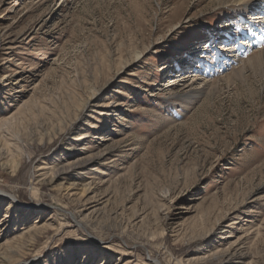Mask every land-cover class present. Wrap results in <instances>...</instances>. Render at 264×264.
Masks as SVG:
<instances>
[{
	"label": "rangeland",
	"instance_id": "374dc122",
	"mask_svg": "<svg viewBox=\"0 0 264 264\" xmlns=\"http://www.w3.org/2000/svg\"><path fill=\"white\" fill-rule=\"evenodd\" d=\"M67 1L0 0V264H264V66L229 78L261 9Z\"/></svg>",
	"mask_w": 264,
	"mask_h": 264
},
{
	"label": "bare ground",
	"instance_id": "6f19581e",
	"mask_svg": "<svg viewBox=\"0 0 264 264\" xmlns=\"http://www.w3.org/2000/svg\"><path fill=\"white\" fill-rule=\"evenodd\" d=\"M226 1H231V3L233 4L234 8H236L235 11H236L237 15H239L242 18L243 17L245 18L247 15L251 16V14L253 12H258L259 9H261L259 11V13H257V14L254 13L253 17L250 18L252 21L250 22V26H249V24H247V28L239 26V23H236L235 26H236V30L238 32H234V35L237 36V34H238V35H242V36H244L246 38L249 37V38L252 39V41L253 40L255 41V44L260 45V46H264V0H226ZM65 2H68V1L64 0V3ZM257 26H259L260 28L258 29ZM257 29L260 30L259 35L255 34V32H257L256 31ZM238 40H240V39H238ZM240 41H242V40H240ZM247 43L248 42H246L245 39H244L242 42L239 43V49L240 50L244 49ZM223 49L226 50V52L230 51V53L233 52V50H234L233 47H231V48L227 47L226 48V46ZM234 53H236V52H234ZM140 55L141 54L136 55L134 59H138L140 57ZM239 55H240V53H239ZM239 55L234 54V58H235V60H234L235 63L234 64L240 62L241 59H239L240 58ZM263 66H264V47H262L261 50L259 52H256L253 56H250L246 61H242V66L241 67L234 68L232 73L229 75V78L236 79V78L243 77L244 73H245V70L247 68L255 69L257 67H263ZM258 69L260 70V68H258ZM195 75L196 74H192V76H191V78L193 79L192 82L187 83L185 86H183L184 88L182 89V93H180V96H181L180 98H184L185 103H188V105H192L193 102L196 101L197 97L199 98V97L204 96L213 87V84H211L209 82L208 83L207 82L206 83L203 82L202 86L199 85V87H193V85H195V82L196 83L198 82V80H195L196 77H197V75L196 76ZM199 76L200 75H198V77ZM91 92H92L91 93V97H94L96 95V93L98 92V90L96 88H92ZM89 100H91V98H89ZM77 109H78V111H80L81 107H79ZM60 123H62V120L60 121ZM63 129H64V125L60 124V131H62ZM46 131L43 134V137H47L48 136L46 134ZM8 152L9 153H7L8 154L7 156H5V159H4L5 162L3 164H1V159H0V167L7 168L8 165H9L8 163H10L9 158H15V156H13L11 151H8ZM95 155H98V154H95ZM10 166H11L12 171H16L17 167L14 168L13 164H10ZM57 179H58L57 174H54V175L50 176L46 169L36 170V169L32 168V174H31V183H32V185L35 182H37V183H41L42 182V183L50 185L52 187L54 184H56ZM32 190H34L36 192L38 191V190H36L34 188H32ZM0 193H2V196L5 197L6 194H4L3 191L0 190ZM6 196H8L7 199L11 202L12 198L9 195H6ZM76 209H77L76 211H68V213H69V215H71L72 218H75L77 220L79 226L84 227L82 223H83V221L87 220V217L86 216H85L86 218L82 217L83 216L82 215L83 212L78 210V208H76ZM77 214H79L81 216L78 217ZM79 218H80V221H82V222L79 221ZM23 232L30 233V230L29 231L25 230ZM19 235H20V239L16 242V244L18 242H22L21 240H23L25 238H30L31 237V233L27 234L25 236L21 232ZM154 263L155 264H160L158 261H156V262L154 261Z\"/></svg>",
	"mask_w": 264,
	"mask_h": 264
}]
</instances>
